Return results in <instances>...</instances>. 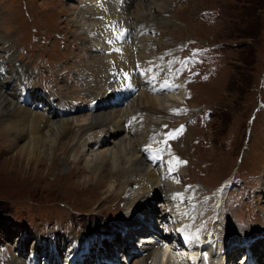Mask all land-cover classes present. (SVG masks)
I'll return each mask as SVG.
<instances>
[{
	"label": "rangeland",
	"instance_id": "1",
	"mask_svg": "<svg viewBox=\"0 0 264 264\" xmlns=\"http://www.w3.org/2000/svg\"><path fill=\"white\" fill-rule=\"evenodd\" d=\"M77 1L0 0V59L15 50L18 60L22 59L33 68L35 78L32 85H41L62 100L73 102L77 97L88 94L92 99H100L98 103L106 102L103 97L105 85L97 74L101 69L100 55L92 54L91 47L72 22L82 2ZM145 1L143 12L151 19L159 11L164 12L162 20L167 26L157 32L155 37L159 46L155 50L170 53L167 57L173 55L169 62L174 66V72L182 76L184 62L181 60L188 57L195 47L202 46L206 51L203 58H210L201 70L191 73V64H188L185 75L192 80L188 84L192 93L191 99L186 101L191 107L188 111L180 101L181 94H184L181 88L173 92L174 87L170 89L177 105L169 109L167 117L158 126L157 130L162 127L158 142L161 140L162 147L170 151L179 172L178 177L187 184L186 188H181L193 193L187 215L199 210L198 220L214 217V227L224 224H220L216 218H225L230 233L220 241L236 243L235 248H238L243 233L264 231V196L260 193L264 185V10L255 16L254 30L259 36L248 41L236 39L242 29L243 8L246 15L257 2L263 1L264 4V0H248L246 4L247 0ZM149 3L150 10V6H147ZM176 45L184 50H178V55L176 47L164 49L165 46ZM249 49L252 51L250 57L247 56ZM13 62L15 67V60ZM63 74H69V78L76 77L77 84L73 89L69 82L65 84ZM18 81L22 83L21 76ZM22 86L26 88L25 84ZM11 88L16 92V85L12 84ZM20 92L21 89L17 93L18 98H21ZM18 98L16 101H21ZM67 102L63 101L65 104ZM85 104L81 107L82 114L86 113L83 108ZM163 104L164 107L170 105L167 102ZM108 107L98 109L96 114L104 111L102 117H92L99 118L100 123L89 120L86 129L108 122L106 115L109 117L113 114V108ZM203 109L211 111L207 117L204 116L205 121L198 117ZM70 132H63V145L58 146L51 163L42 159L40 164L37 160L29 166L15 158L21 146H15L3 135L4 139L0 141V244L4 251L0 253V264H8V259L14 255L10 242L1 240L4 239L3 222L12 230L25 228L27 233L41 238L51 235L85 238L86 233L89 238L93 234H105L119 219L126 221L130 207L140 203L137 200L129 206L126 201L132 195L131 189H120L129 177L128 166L121 170L104 167L90 171V148L86 146V150H83L79 133ZM74 148L78 153L88 150L87 158H84L86 164L71 160ZM93 171L103 173L99 174L97 181L85 179L83 182L84 177L94 176L91 174ZM241 176L242 182L239 181ZM223 180L231 182L226 189L229 191L225 193L224 187L223 191L219 189L212 194H219L224 208L215 205V200L211 202L202 193H211L210 190ZM111 182L116 187L114 189L122 190L120 195L107 191V185ZM190 187L199 189L201 193L187 189ZM123 194H129V197L123 198ZM200 200L207 202L202 205L204 210L198 208ZM158 202L151 205L156 210ZM136 216L139 217L138 212ZM150 220L153 224L152 218ZM122 230L128 228L122 227ZM135 238V241H130L137 244V236ZM232 244L228 245L231 249L234 247ZM239 251L230 264H250L245 262L241 249ZM115 254L117 260L124 264L120 252L116 251ZM133 256L128 264H133ZM89 264H96V261Z\"/></svg>",
	"mask_w": 264,
	"mask_h": 264
},
{
	"label": "bare ground",
	"instance_id": "2",
	"mask_svg": "<svg viewBox=\"0 0 264 264\" xmlns=\"http://www.w3.org/2000/svg\"><path fill=\"white\" fill-rule=\"evenodd\" d=\"M114 1V7L111 5L109 7L102 0H84L85 7H80L79 11L74 14L72 22L74 21L75 28L87 44L91 45L90 47L97 46L94 38L86 37L90 32L95 34L99 41L111 40L110 45L103 46L105 55L98 57L101 69L98 70L97 74L98 79L100 78L105 85V95L103 97L107 103L111 105L115 103L114 99L119 96L114 95V91L118 88H123L128 93V98L120 101L122 106L108 105L110 109L113 108V114L109 113L112 116L108 117L106 115L108 122L105 121V124L101 122L100 126L86 129L89 126V120L100 123L99 118L92 116L97 115L101 118L104 111L102 114H96L97 110L94 113L86 111L82 114L79 102L80 104L86 103L84 108H87L89 102H92L91 105H95V98H90L86 93V96L82 95V97L74 99V106L63 103L62 99L53 93L41 95L40 90L43 88L31 85L35 78L32 72L33 68L31 69V66L22 59L18 60L19 57L15 55V50H13L4 59H0V141L4 139V135L15 146H21L15 154V158H18L19 163L24 161L29 166L37 160L40 164L42 159L51 163L58 146L63 145V142L61 143L63 132L79 133L81 136L79 142L84 148L83 150H86L87 146L91 151H89L90 165H87L90 169H88L91 171L108 167L111 170H121L123 167L126 166L127 168L128 166L129 177L125 181L123 180L124 183L120 186V189H131L132 195L128 196L129 199L126 201L129 206L137 200L140 203L130 207L129 221H122V219L115 221V225L105 234L90 236L87 241L89 244L81 243L77 237L68 235H51L41 238L38 235L27 233L25 228L17 227L12 230L6 222H3L2 234L4 239L1 240H4L5 243L10 242L11 247H14V255L10 257L8 264H89L92 259L102 264L101 261L104 257L111 254V256H115V251L123 252L122 256L125 257L135 255L133 256V264H147L150 259V264H158L155 261L156 258L153 259V257L158 254L159 248L142 244V253L145 255L137 256L132 252L135 251L138 244L130 241V239L135 241V235H138L145 226L155 228L150 220L156 212V209L151 206L152 200H154V203L156 201L163 202L166 211L175 210L178 216L188 218L190 221L200 215L199 210H193L187 215L193 193L190 190L185 191L181 188V182L177 180L178 177L173 173L175 165L169 160V152L160 147L161 140L158 142L161 136L160 134L157 135L158 126L168 115V109L165 108L167 106L164 107L163 103L176 102L175 95L171 94L174 88L172 92L170 89L177 84V82H174L170 69L168 70L163 66L165 63L162 61V55H153L156 53L155 49L159 46V41L156 40L155 36H152L151 32L156 34L160 32L159 29L166 28L167 25L165 26L162 20L164 12L159 11L157 16L151 19L143 12L147 3L145 0ZM148 2L150 1L148 0ZM147 6H150V10L151 4L149 3ZM110 11L116 19H125L131 24L135 32L134 39L131 36L124 35L120 40H117L118 26L115 30H112L109 24L108 30H105L101 19H97V16L101 15L109 20L111 18ZM141 22H144L143 28L138 25ZM13 60H15V67L13 66ZM136 64L137 67H135ZM111 74H116L120 82L112 78ZM19 76L22 77L23 84L18 81ZM69 76V74H63L62 78L65 80V84L69 82L73 89L77 84V79L75 76L71 78ZM12 84L16 85V92L13 91L14 88H11ZM24 84L26 85L25 91L32 100L31 102L29 98L24 101L18 98L17 93ZM107 91L109 93L106 95ZM183 96L184 94H181V102ZM17 98L21 101L17 102ZM39 104H42V106ZM103 106L107 105L104 104ZM66 109H75L76 111L69 114L65 111ZM61 127L64 128L63 132ZM125 127H128V129L126 130ZM75 150L74 148L71 160L79 164L84 162L88 150L79 153ZM146 150L149 151L146 152ZM159 154H162L161 161L156 159ZM101 172L93 171L91 174L94 176L91 178L84 177L83 182L85 179L89 181L98 179ZM262 186L263 189L260 193L264 196V185ZM114 188L116 187L113 186L112 182L107 185V191L110 193L114 191L120 195L122 190L118 191ZM126 191H129V189ZM137 212L140 217L136 216ZM182 220L180 219V221ZM216 220L220 224H224H218L217 227H214L215 221L211 230L213 236H203L205 240L211 238V244L214 243V245L213 247H210L209 244L205 245L201 264H223V258L228 252L226 248L221 250L219 245L221 238L230 233L228 223L225 218H216ZM122 227L129 228L124 236L122 235ZM243 234H245V237L243 239L240 237V243L241 240L251 241L252 245H249L248 250L253 264H264V231H252ZM108 236L109 240L107 241L106 237ZM138 239H141L142 242L150 241L145 236H138ZM173 242L175 244L177 241L173 240ZM230 244L232 243L228 242V245ZM232 245H234L233 249H236V251L229 255L228 264L240 252L239 247L235 248L236 243ZM244 252L247 259L248 252L246 250ZM167 255H169L168 249L165 250V256ZM127 261V258L123 260V262ZM162 262L169 263L167 260H162Z\"/></svg>",
	"mask_w": 264,
	"mask_h": 264
},
{
	"label": "trees",
	"instance_id": "3",
	"mask_svg": "<svg viewBox=\"0 0 264 264\" xmlns=\"http://www.w3.org/2000/svg\"><path fill=\"white\" fill-rule=\"evenodd\" d=\"M246 3H248V0L245 1V4ZM252 9H253L252 11L244 15L246 12L244 11V8H243L242 18H241L242 29L238 33V37L236 38L238 40H244V41L255 40L256 37L259 36V34L257 35V31L255 32L254 30L255 29V16L257 13L259 12L261 13L264 10L263 1L259 3L257 2V4L253 6ZM244 30L246 32H244ZM247 51H249V55L247 54V56L250 57L252 55V51L250 49Z\"/></svg>",
	"mask_w": 264,
	"mask_h": 264
}]
</instances>
